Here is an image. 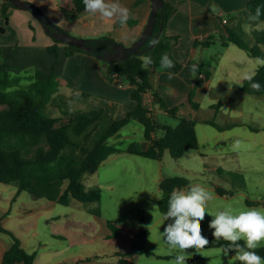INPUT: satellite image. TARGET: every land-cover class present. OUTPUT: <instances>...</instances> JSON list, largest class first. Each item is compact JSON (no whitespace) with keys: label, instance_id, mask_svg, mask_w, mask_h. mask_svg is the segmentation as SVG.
Listing matches in <instances>:
<instances>
[{"label":"crops","instance_id":"crops-1","mask_svg":"<svg viewBox=\"0 0 264 264\" xmlns=\"http://www.w3.org/2000/svg\"><path fill=\"white\" fill-rule=\"evenodd\" d=\"M28 1L37 5L55 25L64 31L88 40L109 36L116 43L127 46L134 43L140 36L147 23L152 5L151 0H120V3L132 13V18L127 21V24L121 26L115 21H105L89 13L64 12L59 7L60 0ZM169 1L176 6V10L167 22L166 32L169 35H179L170 54L182 67L157 70L158 72L152 79L153 89L144 95L145 105L152 110L153 116L159 113L170 116L162 108L163 112L155 109L151 94L156 91L168 107H178L176 116L195 119L198 150L202 154L208 153L209 148L219 149L220 145L217 144L226 139L236 138L239 141L255 139L256 141L259 135L261 141L264 142V124L259 123L257 126H252L247 120H240L239 116L232 117L231 115H228L231 120L222 123L216 122L214 116L198 117L199 113H204L207 108L212 109L215 106L218 107L214 110L215 113L226 114L221 110L223 104L220 97L212 96L205 101L206 94L213 86L212 78L197 83V70L195 73L190 71L192 65H196L197 69L201 64L207 67L204 51L198 50L202 45L194 42L208 41L210 44L219 38L221 40L227 31L225 26L230 21L227 19V22H222L225 19V13L238 11L239 15L235 23L245 20L254 31L262 29H256L257 26L263 24L262 21H249V15L244 11L248 0ZM0 5H2V0H0ZM15 14H18L17 11L13 12V16L19 17ZM21 14L23 18L28 19L29 25L31 23L35 28V36L28 31L27 38L25 31H22V36L20 30L14 33L9 26H6L5 32H0V36H4L0 40V57L7 62L9 71H20L28 66V68H33L32 74L36 71L48 72L53 62V55L48 52V46L54 41L40 27L41 25L32 21L31 15L27 17L25 13ZM241 14H244L246 18H243ZM20 43L22 46H19ZM229 46L230 44L227 45ZM56 47L57 62L60 60V65H56V71L61 76L68 71L72 78L71 83L78 85L80 89L88 91L95 89L94 92L96 91L103 97L101 108H105L115 119L123 118L128 111L134 108V101L131 98L133 87L126 82L110 78L115 77L114 68L109 65L111 61L99 59L83 51H75L68 56L64 44L57 43ZM253 67L254 71H236L237 76L234 83H238L240 87L241 74L255 73L257 68ZM169 73L173 74L172 79H169ZM59 85L62 89L58 90L57 94H62L63 99L70 98L68 95L71 91L69 81L63 79ZM72 101L75 102L74 107L76 108L85 105L83 94ZM227 105H230V102ZM206 119L213 120L215 124L206 122ZM236 121L238 123L230 125ZM135 122L141 124L142 128L133 125ZM203 124L211 125L215 131H210ZM128 125L133 127H127ZM198 125L202 131L201 136L198 132ZM122 128H126L130 134L120 136L119 130ZM136 129L142 132L144 137L143 124L136 117H132L112 136L118 139L133 137ZM144 139L145 141L138 145L141 149L149 146V141L145 137ZM210 142L214 145H210ZM133 155L135 154L121 151L110 155L100 166H108L109 170L120 169L130 160L129 156ZM8 186L10 184L0 183V224L20 240L27 252L35 253V264H129V256L134 251L132 248L134 234H125L117 225L120 234L112 236L107 219L100 214L101 211L97 209L96 202H81L72 199L68 205H62L54 200L36 198L27 191L17 193L15 185H13L14 188ZM12 243V237L0 231V262ZM129 247L132 249L130 250Z\"/></svg>","mask_w":264,"mask_h":264},{"label":"trees","instance_id":"trees-1","mask_svg":"<svg viewBox=\"0 0 264 264\" xmlns=\"http://www.w3.org/2000/svg\"><path fill=\"white\" fill-rule=\"evenodd\" d=\"M59 5L67 13H86L82 0H60ZM258 6L264 13V0H248L245 10L254 14ZM9 7L16 9L9 0H2L1 8L6 24L9 17L5 9ZM175 10L176 6L173 3L164 0V5L158 10L153 32L142 48L149 47L150 41H154L158 31L162 29L158 43L140 54L113 62L115 77H110L111 80H120L133 87L131 98L134 101V108L121 119H115L105 108H95L73 112L68 115L65 122L58 125L59 119L49 115L45 110L50 100L54 99L52 94L56 89L55 61L50 71H36L32 76L33 81L31 80L27 87H22L21 78L12 75L7 69V62L0 58V104L6 105L0 109V183L15 185L17 193L27 191L36 198L54 200L62 205H68L72 199L98 202L101 199V189L94 187L87 190L83 177L95 173L110 155L125 151L160 160L165 150H168L172 157L180 158L186 149H198L195 119L176 116L178 107H168L158 92L153 91L151 94L153 101L177 120L175 125L159 124L152 115V110L144 103V95L153 89L152 79L155 73L162 70L160 60L163 54L168 55L174 67H182L170 54L179 35H169L166 32L167 22ZM259 20L264 21V14ZM5 29L6 26H0V32H5ZM257 34L261 35L262 32ZM221 38L224 46L234 43L246 49L253 57L261 56L259 52L243 44L232 31L227 30ZM52 39L54 43L48 46V52L56 57L57 43L64 42L54 37ZM89 42L92 51L64 43L66 54L83 51L97 57L98 54L111 50L116 43L109 36L94 38ZM194 43L204 46L209 44L208 41ZM143 56L151 57L153 64L145 68L141 59ZM197 74V83H200L209 79L211 72L201 64ZM254 82L261 84L260 91H254L247 81L243 82V86L240 85L241 90L249 95L264 96V66L256 69ZM132 117H136L143 124L144 137L149 141V146L141 149L137 144L131 143L126 149H121L109 144L107 139ZM206 122L215 124L211 119H206ZM236 123L238 122H232L230 125ZM157 130L161 131V135H155ZM186 185L187 179L183 177L174 176L161 180L162 194L158 206L162 213L167 211L170 194ZM107 223L112 236H118L119 227L112 220H107ZM0 231L8 233L13 239L0 264H35V253L27 252L20 240L1 224ZM204 237L209 241L206 248H224L229 244L223 239L215 240L212 234H206ZM238 243L243 245L244 241ZM255 251L264 257V246L258 247ZM229 252L235 253L234 250ZM228 264H239V261Z\"/></svg>","mask_w":264,"mask_h":264},{"label":"rangeland","instance_id":"rangeland-1","mask_svg":"<svg viewBox=\"0 0 264 264\" xmlns=\"http://www.w3.org/2000/svg\"><path fill=\"white\" fill-rule=\"evenodd\" d=\"M5 10L9 17L8 24L5 23V15L0 5V24L2 26H9V29L14 33L20 30L22 36V31H25L27 38L28 31L35 36V28L31 23L29 25L28 19L23 18L21 14L25 13L27 17L31 15L32 21L41 25L38 20H35L36 18H33L35 16L30 11L11 9L13 12L17 11L18 14H15L19 16L17 17L13 16L10 7ZM237 12L225 13L226 21L230 20L225 27L234 32L243 44L259 52L261 54L259 58H264V21L261 20L263 26L256 27V29H262L254 31L248 21L242 20L235 23V19L239 15ZM241 15L246 18L244 14ZM247 15L252 14L247 12ZM66 32L74 35L69 31ZM258 32H262V34L259 35ZM2 37L4 36H0V40ZM229 44V47L224 46L222 38L221 40L219 38L214 43L198 48L199 51H204L205 64L211 72L210 78H212L213 85L206 94L205 101L212 96H218L222 99L223 108L228 110L226 114L222 110L223 108L221 109L226 115H222L220 112L215 113L214 110L218 109L215 106L212 109L207 108L204 113H199L198 117L210 115L214 116L216 122L222 123L231 120L228 117L231 115L232 117L239 116L240 120H247L252 126H257L259 123L264 124V96L246 94L237 85L238 83H234L237 76L236 71H254L253 66L258 68L255 63L257 57L251 56L246 49L234 43ZM19 46H22L21 43ZM57 59V54L56 57L53 55L56 76V89L52 94L54 99L50 100L45 109L49 115L59 119L57 124L65 122L68 115L73 112L103 107V97L96 91L94 92L95 89L93 91L80 89L78 85L71 83L72 78L68 71L62 76L56 71V65L58 66L60 62V60L57 62ZM109 65L113 66V63L110 62ZM32 69L27 66L20 71L10 72L21 78L20 85L22 87H27L31 80L33 81ZM201 75L199 74V76ZM63 79L69 81L71 91L68 92L70 97L68 99H63L62 94H57L58 90L62 89L59 83ZM83 93L84 107H74L75 102L72 99ZM229 102L230 105H227ZM5 106L0 104V109ZM155 109L163 112L158 103H155ZM154 117L159 124L175 125L177 122L175 118L160 113ZM133 125L142 128L139 123L135 122ZM203 126L210 131H215L209 124H203ZM127 127L133 126L128 125ZM199 127L200 125H198V132L201 136L202 131ZM141 133L136 129L133 137L118 139L116 136H110L107 142L121 149L126 148L130 142L141 145V142L145 141ZM126 134H130L126 128L119 130L120 136ZM155 134L159 136L161 131L157 130ZM236 140L235 138L220 141L217 144L220 145L219 149L209 148L208 153L204 152L205 154H202L198 149H186L180 158L172 157L168 150L164 151L160 160L133 155L129 156L130 160L120 169L109 170L108 166H99L95 173L84 175L83 183L87 190L94 187L101 189V199L99 203L96 202V205L97 209L101 211L102 217L112 220L125 234H134L132 242L134 251L129 256V264H168L174 258L169 254L167 246L159 235V232H162L163 228L172 222L168 220L162 224L163 213L158 206V200L162 194L160 182L164 178L178 176L187 179V185L181 187L179 189L181 191H186L195 184L205 187L214 194L213 200L208 202L206 209L213 213L229 207L234 210V214L251 208H264V142L261 141L259 135L256 137V141L255 139H242L240 140L241 149L232 151L229 146ZM209 144L214 145L213 142ZM109 183L112 185H108ZM8 187L14 188L15 186ZM212 219L211 215L205 214L204 220L201 221L202 236L212 234L214 231L208 227ZM261 246H264V241L261 242ZM132 248L129 247L130 250ZM220 249L219 247L205 248L202 255L188 250L191 253V258L186 261V264H228L236 261L234 258L236 253L228 252L225 256L220 254Z\"/></svg>","mask_w":264,"mask_h":264},{"label":"clouds","instance_id":"clouds-1","mask_svg":"<svg viewBox=\"0 0 264 264\" xmlns=\"http://www.w3.org/2000/svg\"><path fill=\"white\" fill-rule=\"evenodd\" d=\"M84 11L94 16H98L105 21H115L121 26L126 25L132 18L130 9L123 6L120 0H82ZM262 13L261 7L255 9L254 14L249 16V21H258ZM61 22V21H60ZM158 41H150L154 46ZM143 66L147 68L153 64L151 57H141ZM255 63L258 67L264 66V58L257 57ZM174 67L173 61L167 54H163L160 60L161 69ZM196 65L190 67V71L195 73ZM255 73L244 72L241 74V83L247 81L254 91L261 90V84L254 82ZM173 74L169 73V79ZM226 114L228 110L222 109ZM232 151H239L242 147L241 141L236 140L229 146ZM214 194L200 184L191 185L186 191L174 190L168 199V208L162 214V224L171 220L167 226L159 232L162 242L167 246L169 254L174 258L168 264H186L191 258L189 249L202 255L209 244L207 238L201 234V221L208 213L213 219L208 224L213 229L212 236L215 240L228 241L227 247L220 249V254L227 256L229 250L235 251V260L239 264H264V257L255 251L264 241V208H251L234 214V210L229 207L215 213L207 211L208 202L213 200ZM155 207V206H154ZM243 240L244 244L238 243Z\"/></svg>","mask_w":264,"mask_h":264},{"label":"water","instance_id":"water-1","mask_svg":"<svg viewBox=\"0 0 264 264\" xmlns=\"http://www.w3.org/2000/svg\"><path fill=\"white\" fill-rule=\"evenodd\" d=\"M10 3L19 9L30 11L35 18L40 22L44 31L50 36L64 42L67 44L74 45L76 47H80L86 51H92V46L88 39L74 36L66 31H63L60 27L55 25L47 15L35 4L31 3L28 0H9ZM151 11L148 17L147 23L144 26L143 31L141 32L138 39L132 43L131 45H124L121 43H115L112 46L111 50L104 51L97 55L99 59L111 62H118L124 60L125 58L133 55L140 54L144 52L146 49L152 47L150 45L147 48H142L147 39L151 36L153 29L155 27L156 16L160 7L164 5V0H151ZM162 29H160L155 36L154 40L157 41Z\"/></svg>","mask_w":264,"mask_h":264},{"label":"built area","instance_id":"built-area-1","mask_svg":"<svg viewBox=\"0 0 264 264\" xmlns=\"http://www.w3.org/2000/svg\"><path fill=\"white\" fill-rule=\"evenodd\" d=\"M223 23L227 22L226 19L222 20Z\"/></svg>","mask_w":264,"mask_h":264}]
</instances>
